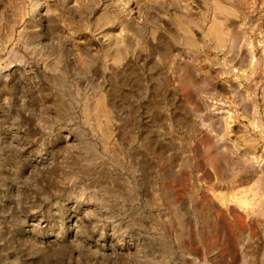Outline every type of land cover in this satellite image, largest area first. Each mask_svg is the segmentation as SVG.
<instances>
[{
  "label": "rangeland",
  "instance_id": "374dc122",
  "mask_svg": "<svg viewBox=\"0 0 264 264\" xmlns=\"http://www.w3.org/2000/svg\"><path fill=\"white\" fill-rule=\"evenodd\" d=\"M0 264H264V0H0Z\"/></svg>",
  "mask_w": 264,
  "mask_h": 264
},
{
  "label": "bare ground",
  "instance_id": "6f19581e",
  "mask_svg": "<svg viewBox=\"0 0 264 264\" xmlns=\"http://www.w3.org/2000/svg\"><path fill=\"white\" fill-rule=\"evenodd\" d=\"M253 116H254V115H253ZM209 117H210V116H208V118H209ZM211 117H212V116H211ZM212 118L214 119V117H212ZM212 118H211V119H212ZM215 118H216V117H215ZM209 119H210V118H209ZM216 120H217V119H216ZM216 120H214V121L212 120L213 122H212V121H209L210 125H211V123L214 124V122H215ZM217 121H219V120H217ZM217 121H216V122H217ZM220 121H221V120H220ZM220 121H219V122H220ZM219 122H217V125H218ZM215 124H216V123H215ZM217 125H216V127H218ZM222 125H223V124H222ZM220 126H221V125H220ZM207 127H208V126H207ZM209 127H211V126H209ZM216 127H215V125H212V127H211V128H212V131L214 130L213 128H216ZM223 127H224V125H223ZM221 128H222V127H221ZM221 128H219L220 131H222ZM226 128H227V127H226ZM217 129H218V128H217ZM222 129H225V128H222ZM215 130H216V129H215ZM215 130H214V132H217V131H215ZM219 130H218V131H219ZM226 131H227V130H225V132H226ZM223 132H224V130H223L222 132H220V133L222 134ZM217 133H218V132H217ZM220 133H219V134H220ZM214 134H216V133H214ZM219 134H216V136H217V135L219 136V137H218V136L216 137V138H217V140H216L217 142H218V141H222L221 139H224V140L226 139V141H228L229 138H227L228 136L226 137V134H227V133L222 134V135H224V138H223L222 135H219ZM212 135H213V134H212ZM209 136H210V135H209ZM211 138H212V137H211ZM212 139L215 140L214 138H212ZM226 141H225V142H226ZM214 142H215V141H214ZM222 142H223V141H222ZM225 142H223V144H224ZM229 142H230V141H229ZM231 143H235V142H234V141H233V142L231 141ZM216 144H218V143H216ZM225 144H226V143H225ZM220 145H222V144H220ZM218 146H219V144H218ZM229 146H230V145L228 144V147H229ZM232 146H234V144H232ZM232 146H231V147H232ZM236 146H237V145H236ZM231 147H230V148H231ZM237 147H238V146H237ZM237 147H236V148H237ZM236 148H235V149H236ZM232 149H233V148H232ZM232 149H230V150H232ZM235 149H234V150H235ZM238 149H239V148H238ZM234 150H232V152H235L237 149H236L235 151H234ZM223 151H224V150H223ZM230 152H231V151H230ZM244 155H245V154H244ZM250 163H251V162H250ZM252 164H253V162H252ZM252 164H250V166H251ZM253 166H254V164H253ZM257 170H258V168H257ZM257 170H256V171H257ZM259 170H260V169H259ZM256 171H255V172H256ZM220 213H221V211H219V214H218V211H217V215H218V216L220 215ZM235 214L237 215L238 219H240V220H242V219L244 218V217H242V214H241V215H240L239 213L237 214V212H236ZM236 215H235V216H236ZM221 216H222V215H221ZM219 217H220V216H219ZM238 219H237V220H238ZM240 222H243V221H240ZM227 223H228V222H227ZM229 223H230V222H229ZM229 226H230V225H229Z\"/></svg>",
  "mask_w": 264,
  "mask_h": 264
}]
</instances>
